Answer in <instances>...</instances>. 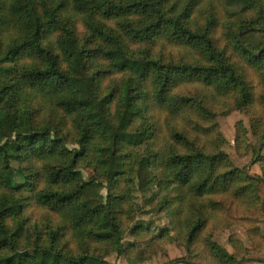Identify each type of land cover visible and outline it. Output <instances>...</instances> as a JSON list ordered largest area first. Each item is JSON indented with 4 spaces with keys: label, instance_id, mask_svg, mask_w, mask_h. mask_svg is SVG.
<instances>
[{
    "label": "trees",
    "instance_id": "1",
    "mask_svg": "<svg viewBox=\"0 0 264 264\" xmlns=\"http://www.w3.org/2000/svg\"><path fill=\"white\" fill-rule=\"evenodd\" d=\"M263 150L264 0H0V264L261 255Z\"/></svg>",
    "mask_w": 264,
    "mask_h": 264
},
{
    "label": "rangeland",
    "instance_id": "2",
    "mask_svg": "<svg viewBox=\"0 0 264 264\" xmlns=\"http://www.w3.org/2000/svg\"><path fill=\"white\" fill-rule=\"evenodd\" d=\"M218 122L221 132L228 141V144L225 147V151L230 156L232 163L237 167L244 168V171L250 176L261 177L263 169L259 163L255 162L253 152L251 150L240 152L236 149L235 146V139L238 130L237 125L239 122H241V124H243V126L248 130L250 144L255 145V140L251 135L250 118L245 113H241L237 110H232L229 114L218 117ZM70 148L73 149V147ZM262 154H264V150L262 151ZM262 205L264 208V194ZM258 226L262 229L264 234V222H260ZM230 235L240 239L246 245L251 247V242L248 239L245 230H243L239 226L231 227L217 237L218 244L223 249H225L227 253L231 254L233 252V248L229 243ZM186 257L187 252L185 247L181 244H177L173 246H166L164 253H162L158 248H155L150 258L146 261L131 262L125 256L113 255L107 258L104 261V264H194L190 261L185 260ZM239 264H264V252L261 255H253Z\"/></svg>",
    "mask_w": 264,
    "mask_h": 264
}]
</instances>
